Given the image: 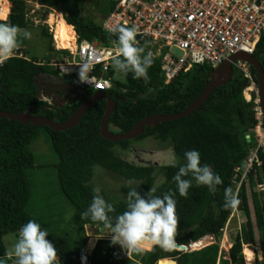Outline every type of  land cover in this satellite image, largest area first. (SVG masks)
<instances>
[{"label": "trees", "instance_id": "16d2710c", "mask_svg": "<svg viewBox=\"0 0 264 264\" xmlns=\"http://www.w3.org/2000/svg\"><path fill=\"white\" fill-rule=\"evenodd\" d=\"M3 1L5 15L0 23L15 25L18 31L32 28L33 24L27 16V0ZM97 1L94 6L101 15L99 22L95 21L93 14L86 15L83 9L80 10V0H36L40 8L59 12L64 22L72 27L78 41L95 39L108 45L116 38L102 29L101 21L113 9L115 1ZM39 30L40 36L47 38L50 51L68 54L66 50L53 47L51 33L46 26H40ZM15 52L21 56L15 55L0 66V110L20 113L30 108V114L55 122L65 121L82 102L81 99L58 109H49L44 102L36 99V75L42 73L49 77H60L59 72L50 65L54 61L27 59L19 48ZM141 55L145 56L144 52ZM253 56L264 73V35L256 43ZM151 61L147 81L133 79L131 73L125 76L113 66L106 73L109 77L115 76L113 86L104 92L115 101L107 125L108 128H115L116 133L128 131L146 116L181 112L202 91L212 72V68L206 64L194 65L165 84L159 60L151 58ZM250 72L256 81V72L251 66ZM63 78L69 82L74 80V76ZM246 83L247 80L234 69L230 79L215 87L192 113L143 127L139 137L151 135L169 145L177 158V167L169 164H134L118 156L116 151L124 152L129 148V140L109 141L100 136L99 121L105 108L103 99L93 102L75 126L63 131L0 118V264H14L15 259L6 251L3 236L18 234L19 228L28 220H34L48 231L45 239L56 249L54 264H156L158 261V264H168L171 258L175 264H244L242 247L245 244L255 246L261 255V261L256 264H264V194L258 189V185H264V149H258L256 156L259 164L252 163L237 187L243 171V160L250 148L256 145L252 132L256 122L253 104L245 102L242 95ZM262 124L264 126V119ZM39 130H45L48 135L55 159L52 166L56 172L58 190L72 208L67 222L69 229L63 231L46 227L28 211L33 187L30 171L37 167L28 145ZM192 149L199 151L201 164L209 165L221 177L222 184L217 186L215 193H211L205 186H197L193 181L186 198L175 195L177 229L174 240L185 245L187 250L172 248L166 251L148 242V250L142 249L140 253L128 257L119 245L110 243V238H99L95 245L94 242L90 243V247H94L88 253L83 226L88 225L96 230L98 226L81 219V213L87 209L95 194L90 185L94 168L102 167L132 182L121 188L123 198L106 201L115 208L114 216L125 211L129 188L137 187L145 198L151 187L156 195L169 189L175 191L172 177L184 162V152ZM237 166L240 169L234 172ZM225 187H230L236 194L239 201L236 209L240 211L242 220L235 234H229L230 246L227 247V254L223 255L219 253L222 229L233 210L222 207ZM201 238L209 240L204 246L190 250L189 246ZM82 257L86 258L83 262Z\"/></svg>", "mask_w": 264, "mask_h": 264}, {"label": "built area", "instance_id": "2783aa9c", "mask_svg": "<svg viewBox=\"0 0 264 264\" xmlns=\"http://www.w3.org/2000/svg\"><path fill=\"white\" fill-rule=\"evenodd\" d=\"M113 1V9L101 21L102 29L134 27L137 32L136 45L143 49L145 56L159 60L165 84L194 65L206 64L213 70L238 52L253 55L256 43L264 35V0ZM47 25L54 48L59 49L52 27ZM117 47L113 41L108 45L95 39L78 41L74 34L73 44L64 48L68 54L51 65L60 75L74 74L77 78L78 65L87 61L91 65L88 83L79 84L102 91L113 85L115 76L109 77L106 73L112 68L109 53L115 55ZM230 64L247 80L243 93L247 91L249 94L246 101L252 100L256 121V145L245 162L247 170L253 161L259 164L256 154L259 148L264 149L262 109L250 64L240 59L231 60ZM239 184L240 180L237 187ZM261 188L264 190V187Z\"/></svg>", "mask_w": 264, "mask_h": 264}, {"label": "clouds", "instance_id": "9594fccd", "mask_svg": "<svg viewBox=\"0 0 264 264\" xmlns=\"http://www.w3.org/2000/svg\"><path fill=\"white\" fill-rule=\"evenodd\" d=\"M107 30L110 34L115 36V42L118 46L115 55L109 53V55H111L113 68L123 73L125 76L131 73L133 79L147 81V70L151 66L152 61L151 58L142 56L141 53L143 49L136 46V29L134 27L115 26L109 27ZM22 35L24 39L31 38V33L28 31H24ZM52 45L54 47L53 39ZM18 46L19 39L17 27L7 23H0V66H3L7 60L13 57V53H15ZM56 50L66 49L59 48ZM15 55L21 56L20 53H15ZM51 67L53 66L51 65ZM90 71L91 65L85 61L78 65V79L74 74H59V76H74V80L71 83L87 89L89 93L90 88L84 87L81 84L88 83V73ZM76 80L78 83L75 82ZM243 89L242 95L244 98ZM92 91V93L98 92ZM100 92H104V90ZM244 101L252 102V100L246 101L245 98ZM252 132L254 137V128ZM254 147L250 148L246 158L243 160L244 165ZM183 161L184 162L180 164L178 170L172 177L175 183V191L169 189L167 192L156 195L155 189L151 187L145 198L137 191V187L129 188L126 193L125 211L113 216L112 214L115 213V208L111 203L105 201L99 194L100 190L97 188L94 190L95 194L92 197L91 203L88 205L87 209L81 213V219L89 221L98 227L102 225L104 232L110 234V243L112 245H119L128 257L132 254L140 253L142 251L141 244L144 242H150L152 246L159 247L166 251L174 248V236L177 229L175 195L178 194L180 197L186 198L188 196V189L192 186L193 181L197 186H205L211 193H215L217 191V186L222 184L221 177L214 173L209 165L201 164L198 150L192 149L185 151L183 154ZM253 162L257 163V161ZM169 166L177 167L175 155L169 159ZM237 167V170L234 168V172L240 169L239 166ZM247 170H245V166H243L242 175L239 179L240 181ZM258 187L261 188L264 186L258 185ZM262 191L264 190L262 189ZM238 203L239 201L233 190L230 187H225L223 190L222 207L225 210H232L236 208ZM47 235L48 231L42 229L40 224L34 220H28L23 224L18 230V238L10 254L11 257L15 258L14 264H54L56 249L50 241L45 239ZM203 239L205 240L206 238ZM200 247L202 246L198 248ZM81 259L83 262L86 258L82 257Z\"/></svg>", "mask_w": 264, "mask_h": 264}, {"label": "rangeland", "instance_id": "374dc122", "mask_svg": "<svg viewBox=\"0 0 264 264\" xmlns=\"http://www.w3.org/2000/svg\"><path fill=\"white\" fill-rule=\"evenodd\" d=\"M0 1L1 9V3L4 1ZM92 2L91 0H84L83 11L86 15L93 14L95 21L99 22L101 20V15L96 11L94 6V3H97L98 1L92 0ZM26 4L28 8L27 16L31 20L33 26L30 29L18 31V48L21 50V53L27 59H36L37 61L41 62H55L61 60L64 56V53L50 51L47 47V38L40 36L39 30L40 26L44 25L48 28L47 24H49L52 27V34H54L55 25L50 22V19H55L57 13L51 10H44L43 8H40V5L37 4L36 0H27ZM1 15L2 14L0 13V16ZM24 31L31 33L30 39L23 38L22 33ZM89 91L91 90L89 89ZM109 130L115 133L117 131L111 126H109ZM28 150L33 155L35 164L37 166L32 171H30L31 183L33 187L32 195L29 199L28 211H30L32 215L36 216L42 224L46 225V227L50 229L52 228L62 231L65 228L69 229L67 222L69 221L70 215L72 214V208L66 201L65 197L58 190L56 172L52 166L55 162V159L48 135L45 130H39L37 136L29 143ZM116 154L134 164L149 163L156 166L169 164V159L175 155L169 145L162 143L160 140L151 135H146L143 137L137 136L133 139H130L129 148L124 152L116 151ZM94 171L95 174L90 182V185L93 191L97 188L100 190L99 194L105 199V201L114 202L123 198V192L121 188L132 183L123 176L110 172L99 166H96ZM160 179L161 177L158 178L159 181ZM258 189L262 191V188L258 187ZM262 192L264 194V191ZM241 220L240 211L236 208L233 209L222 229V238L219 243V253L223 255L227 254V247L230 246V241L228 238L229 234H235L239 228V223ZM83 230L85 236H87L86 248L89 249L90 243L95 242V240L99 238L97 234L98 228L96 230L94 227L85 225L83 226ZM17 238L18 234L16 233L5 234L2 238L3 244L9 256L12 252L14 244L17 241ZM102 238H110V234H106L104 232V236ZM208 240L209 238H206L204 242L206 243ZM245 246H247L252 253V260L249 262V264H256V262H260L261 255L260 252L255 249V246L245 244L242 247V251ZM147 247L148 242L141 244L142 249H146ZM242 255L244 264H247L245 255Z\"/></svg>", "mask_w": 264, "mask_h": 264}, {"label": "water", "instance_id": "95a60500", "mask_svg": "<svg viewBox=\"0 0 264 264\" xmlns=\"http://www.w3.org/2000/svg\"><path fill=\"white\" fill-rule=\"evenodd\" d=\"M83 4H84V0H80V10L83 9ZM234 59H240V60L247 62L255 70L256 85H257V89L259 92L260 105L262 109V115L264 118V73H263V70H262V67L259 61L253 55H249L245 52H238L230 56L228 60L223 61L215 69H213V71L211 72L209 76V80L205 83L202 91L184 110H182L181 112L175 113V114H153L151 116H146L138 120L126 132L112 133L110 132L108 128V125H107L108 118L110 114L112 113V111L114 110L115 101L112 100L110 97H108L104 92H100V91L94 92L93 94L87 96L88 90L83 87H80L79 89L80 98L83 101L76 107V109L71 113V115L63 122H55L47 117L30 114L29 113L30 108L28 109V111H23L20 113H10V112L0 110V118H7V119L15 120L21 124L47 126L48 128L54 131H63V130H67L75 126L79 122L86 108L89 107L93 102H95L98 99H103L105 100V108H104V112L99 121L100 136L109 141L130 140V139H133L139 136L143 132V127L146 125L155 126L159 122L178 119V118L184 117L192 113L196 108H198L206 100V98L209 96V94L215 87L225 84L230 79L232 72H233L230 61ZM36 82L37 81L35 79L34 81L35 85H36ZM48 84L52 86L51 83H48ZM62 104H60L59 107H61ZM98 236L100 238L104 236V230H103L102 225L98 227ZM205 244L206 243L204 242V239L202 238L197 243H192L189 246V248L190 250H193ZM93 247L94 245L89 248L88 253L92 251ZM186 248L187 247L185 245L175 243V247L173 249H176L179 251H185ZM169 263L175 264V261L173 259H170Z\"/></svg>", "mask_w": 264, "mask_h": 264}, {"label": "flooded vegetation", "instance_id": "af4514ba", "mask_svg": "<svg viewBox=\"0 0 264 264\" xmlns=\"http://www.w3.org/2000/svg\"><path fill=\"white\" fill-rule=\"evenodd\" d=\"M35 79L37 81L35 85L37 89L36 98L44 102L49 109H58L67 103L81 99L80 87L63 77H49L41 73L35 76L34 81ZM48 83H51L52 86ZM91 94L93 93H88L87 96ZM60 104H62L61 107H59Z\"/></svg>", "mask_w": 264, "mask_h": 264}, {"label": "bare ground", "instance_id": "6f19581e", "mask_svg": "<svg viewBox=\"0 0 264 264\" xmlns=\"http://www.w3.org/2000/svg\"><path fill=\"white\" fill-rule=\"evenodd\" d=\"M0 13L2 14L0 16V19H2L5 15V6L3 2L1 3ZM50 22L53 23V25H55L54 38L56 40L57 47L67 48L68 46L72 45L73 35H74L73 30L69 25H67V23L64 22L61 15L58 13L55 19H50ZM244 98L245 99L249 98V94L247 91L244 93ZM242 254L245 255L246 263L249 264V262L252 260V253L247 246L243 248ZM158 262L156 264H158ZM163 262L165 263L166 261H163Z\"/></svg>", "mask_w": 264, "mask_h": 264}, {"label": "crops", "instance_id": "0c3cea01", "mask_svg": "<svg viewBox=\"0 0 264 264\" xmlns=\"http://www.w3.org/2000/svg\"><path fill=\"white\" fill-rule=\"evenodd\" d=\"M56 12V11H55ZM62 17V16H61ZM70 26V25H69ZM71 27V26H70ZM72 28V27H71ZM73 34H74V31H73Z\"/></svg>", "mask_w": 264, "mask_h": 264}]
</instances>
